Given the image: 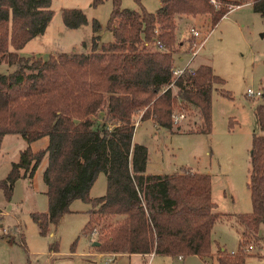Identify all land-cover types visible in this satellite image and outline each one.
<instances>
[{
    "label": "trees",
    "instance_id": "trees-1",
    "mask_svg": "<svg viewBox=\"0 0 264 264\" xmlns=\"http://www.w3.org/2000/svg\"><path fill=\"white\" fill-rule=\"evenodd\" d=\"M111 1L107 27L112 40L98 41L100 23L93 19L90 50L44 56L18 50L44 31L53 15L51 0H0V62L15 64L8 72L0 71V144L9 132L20 133L28 142L47 137L36 150L30 145L20 150L0 179L1 188L9 198L16 178L32 174L46 156L48 208L32 212L41 233L70 210L74 198H81L91 202L82 230L99 231L96 250L173 257L215 254L219 264H244L250 244L264 243L259 234L264 226V133L253 132L249 154L252 209L232 214L215 209L208 172L192 173L183 166L175 172L146 173L147 147L133 140V132L137 114L171 128L177 109L195 110L189 131H211L212 92L224 78L204 62L173 76L176 18L207 14L215 24L232 4L243 1L264 12V0H159L155 10ZM61 16L69 27L87 22L80 7H63ZM157 40L165 49L158 48ZM223 89L221 94H230ZM255 113L264 130L262 103ZM100 171L106 173V191L91 197L90 187ZM223 216L240 234L231 253L213 248L212 229ZM50 249L58 250L56 241Z\"/></svg>",
    "mask_w": 264,
    "mask_h": 264
},
{
    "label": "rangeland",
    "instance_id": "rangeland-1",
    "mask_svg": "<svg viewBox=\"0 0 264 264\" xmlns=\"http://www.w3.org/2000/svg\"><path fill=\"white\" fill-rule=\"evenodd\" d=\"M91 0H51L53 15L45 29L37 33L20 54L47 55L59 51H88L91 45L92 21L100 23L99 42L112 40L107 21L112 9L111 0L91 5ZM218 1L216 0L217 4ZM140 4L155 10L159 0H121V7L139 9ZM63 7H80L87 22L77 26L65 25L61 16ZM207 14H187L176 18L175 59L182 64L191 49L189 27L200 26L210 30L204 44L195 54L192 66L209 63L224 78L218 83V91L212 92L211 131H189L195 118V110H174L185 115L169 128L159 126L151 118L135 116L133 139L144 143L146 171L169 173L185 166L197 171L209 172L211 196L215 209L223 213L248 212L252 209L247 186L250 148L253 132L264 133L258 126L256 107H264V12L255 10L251 1L232 4L229 10L213 24ZM34 50V51H33ZM179 56H183L179 60ZM15 67L0 62V71L8 72ZM223 85V86H222ZM260 89L261 95L248 96L247 88ZM226 88L229 95L219 91ZM47 137L28 142L20 133H5L0 144V179L8 173L11 163L18 160L20 150L27 145L33 150L44 146ZM47 164L44 156L32 174H22L14 181L8 198L0 186V264H103L111 255L98 256L93 241L99 231L92 233L82 229L89 219L91 202L74 198L57 223H49L45 233L40 232L32 218L34 211H46L48 199L43 170ZM191 167V168H190ZM193 170V169H191ZM195 171V170H193ZM106 191V173L100 171L93 181L89 195H101ZM98 228V226L96 225ZM259 234L264 236V226ZM22 236V237H21ZM23 238V239H22ZM240 234L232 220L226 216L218 219L212 229L213 248L234 252L238 248ZM57 242L58 250L50 245ZM244 264H264V243H251ZM113 253V252H109ZM108 264H219L216 255L184 257L162 253L150 255H115Z\"/></svg>",
    "mask_w": 264,
    "mask_h": 264
},
{
    "label": "built area",
    "instance_id": "built-area-1",
    "mask_svg": "<svg viewBox=\"0 0 264 264\" xmlns=\"http://www.w3.org/2000/svg\"><path fill=\"white\" fill-rule=\"evenodd\" d=\"M209 1L212 3H216V0H209ZM210 30H203V28H201L200 26H195V25H191L189 27V37H190L191 49L190 51H188L189 55L187 59L185 60V62H183L182 64L175 63V65L172 67V74L174 77L180 75L186 68L192 66V60L195 54L198 53L199 49L204 44L206 38L209 35ZM155 31H157V28L155 29ZM156 43L159 49H165L164 44L160 40H157ZM182 59H183V56L179 57V60H182ZM170 84H172V82ZM246 94L248 96H255V95L258 96V95H261L262 93L260 89H254L252 87H248ZM184 115H185L184 112L173 113L172 117H173L174 122H178V119L183 117ZM191 172L193 173L194 171L191 170ZM114 254L116 253L114 252L105 253V255H111V256L105 258L103 264H108V262L112 260ZM179 258H181V256H179Z\"/></svg>",
    "mask_w": 264,
    "mask_h": 264
},
{
    "label": "crops",
    "instance_id": "crops-1",
    "mask_svg": "<svg viewBox=\"0 0 264 264\" xmlns=\"http://www.w3.org/2000/svg\"><path fill=\"white\" fill-rule=\"evenodd\" d=\"M238 5V4H237ZM183 15H187V14H183ZM182 15V16H183ZM32 39V38H31ZM30 39V40H31ZM30 40L28 41V42H26V44L22 47V48H20L19 50H18V52H20V50L21 49H23V48H25V46H27V44L30 42ZM34 51V50H33ZM33 53H35V51L33 52ZM51 53H53V52H51ZM201 63V62H200ZM139 122V119L136 121V123L135 124H137ZM134 140V139H133ZM135 141V140H134ZM191 168V167H190ZM191 169H193V170H197V169H194V168H191ZM146 173H151V172H147V171H145ZM209 173V172H208ZM210 174V173H209ZM215 204H216V202H215ZM22 237V236H21ZM54 251V250H53ZM98 256H100L101 254H102V256L103 255H105V253H108V252H106V251H100V250H96V251H94ZM153 252H150V253H144V254H142V253H135V254H138V255H150V254H152ZM130 254H132V253H126V252H122V253H116L115 255H130Z\"/></svg>",
    "mask_w": 264,
    "mask_h": 264
},
{
    "label": "water",
    "instance_id": "water-1",
    "mask_svg": "<svg viewBox=\"0 0 264 264\" xmlns=\"http://www.w3.org/2000/svg\"><path fill=\"white\" fill-rule=\"evenodd\" d=\"M98 243H99L98 240L93 241V244H94V245H96V244H98Z\"/></svg>",
    "mask_w": 264,
    "mask_h": 264
}]
</instances>
